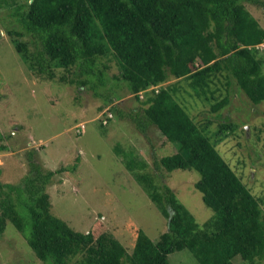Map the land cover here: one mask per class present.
<instances>
[{"label": "trees", "instance_id": "16d2710c", "mask_svg": "<svg viewBox=\"0 0 264 264\" xmlns=\"http://www.w3.org/2000/svg\"><path fill=\"white\" fill-rule=\"evenodd\" d=\"M246 1L264 7V0ZM13 3L0 0V5ZM11 14L21 28L7 32L32 37L28 60L36 71L50 74V62L56 61L66 70L75 66L79 73L94 74L102 83L103 71L95 61L111 53L119 77L140 104L128 113L114 104L111 109L143 135L152 124L177 144L154 165L196 170L193 186L213 213L198 223L168 185L134 168L143 167L144 160L122 151L125 168L166 217V229L155 241L137 229L127 251L108 231L96 232L95 226L75 230L50 211L45 185L75 163L41 168L28 150V170L20 183L0 181V232L8 219L45 264H169L168 252L182 247L200 264H235L234 257L240 264H264V212L257 199L175 99L174 87L163 84L169 75L184 76L196 93H204L209 79L221 73L233 78L252 102L264 98V52L254 46L264 40V28L240 0H25ZM14 46L26 49L23 41ZM156 84L157 90L150 87ZM224 102L225 97L217 99L211 108ZM230 126L222 122L218 132ZM6 148L0 142V149ZM16 204L27 211L28 231Z\"/></svg>", "mask_w": 264, "mask_h": 264}, {"label": "rangeland", "instance_id": "374dc122", "mask_svg": "<svg viewBox=\"0 0 264 264\" xmlns=\"http://www.w3.org/2000/svg\"><path fill=\"white\" fill-rule=\"evenodd\" d=\"M240 1L264 28V7ZM13 2L0 5V132L4 135L0 142L7 146L0 149V181L20 183L28 170V150L41 168L75 163L73 170L54 173L45 185L50 211L75 230L86 231L91 226L96 232L106 230L131 251L137 229L155 241L166 229V217L122 163V151H130L135 159L145 161L143 167L134 168L148 173L156 184L168 185L198 223L209 217L212 210L193 186L196 170H166L153 163L159 156L176 151L177 144L152 124L143 135L130 120L111 109L114 104L128 113L140 105L119 77L113 55L96 58L95 68L103 71L102 83L94 74L79 73L75 66L66 70L56 61L50 62V74L36 71L28 60L34 50L32 37L7 32V28H21L11 12L16 3L25 0ZM14 41L25 43L24 52L15 49ZM169 83L175 99L264 212V98L252 102L233 78L226 79L221 73L209 79L204 93H196L184 76L169 75L163 84ZM142 96L141 92L138 98ZM223 97L226 102L212 109V102ZM107 108L112 116L102 124ZM78 122L84 124L81 132L75 131ZM222 122L231 126L218 132ZM16 206L28 231L27 211L23 205ZM167 260L169 264H200L187 247L168 252ZM233 261L240 264L237 257ZM0 264H45L8 219L0 232Z\"/></svg>", "mask_w": 264, "mask_h": 264}, {"label": "built area", "instance_id": "2783aa9c", "mask_svg": "<svg viewBox=\"0 0 264 264\" xmlns=\"http://www.w3.org/2000/svg\"><path fill=\"white\" fill-rule=\"evenodd\" d=\"M254 46L257 48V50H258L259 52H264V40H262V41L256 43ZM150 87L154 88V90H157V88H158V84H156V85H152V86H150ZM141 92H142V91H139V97L141 96ZM103 111H105V112H103L104 115L101 117L100 122H101L102 124H105V123L108 121V119L112 116V112H111L110 110H108V109H104ZM83 127H84L83 122H78V123L75 125V131H76V132H81V131L83 130Z\"/></svg>", "mask_w": 264, "mask_h": 264}]
</instances>
